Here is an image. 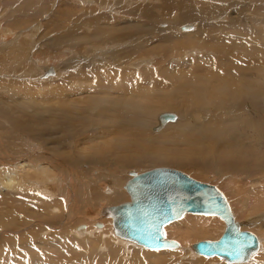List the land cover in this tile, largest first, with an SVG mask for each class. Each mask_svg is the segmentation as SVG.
<instances>
[{"label":"rangeland","instance_id":"rangeland-1","mask_svg":"<svg viewBox=\"0 0 264 264\" xmlns=\"http://www.w3.org/2000/svg\"><path fill=\"white\" fill-rule=\"evenodd\" d=\"M10 2L12 3L0 0V107L3 109L7 106L19 110V108H26L20 104L23 103L27 109L32 110L39 106L37 109H43V121L36 131L23 132V129L14 130L12 125L7 123L8 119H4L0 114V125L2 124L0 126V146L6 147L5 141H10L19 133L25 141L30 142L32 148L36 149L37 147L47 155L46 158L54 159L48 161L61 164L57 167L52 162L43 164L48 171H52L46 178L50 179L48 183L53 186L58 180L63 182L64 169L68 166H71V169L74 168L73 170L76 169L75 171L80 170L83 181L88 176V180L94 182L88 190L91 195L95 192L94 190L98 192L96 200L98 205L102 206L101 209L105 206L118 204L99 201L102 193L110 196L116 189V193H121L126 197L125 200L128 199L126 191L122 188V182L129 177L124 174L126 171H145L162 166L181 170L199 181L218 187L227 197L238 221L245 222L251 219L250 217L256 218V221H252L251 226L248 225L249 222H245L243 226L247 228L243 227V229H249L264 241V164L260 167L264 163V158L255 160L264 155V0H11ZM185 14H188L186 17L191 15L200 19L203 27L197 32L198 22L184 21ZM185 25H191L192 29L182 31L180 27ZM122 26L124 28L129 26V32H122ZM105 28H107V32L103 33L104 35L102 32L99 33L102 29L104 32ZM118 28L122 33L115 31ZM168 28L172 30V37L166 31L169 30ZM3 33L6 37L14 38L16 36V40L13 42L10 37L5 40ZM68 33L72 34L67 35ZM126 33L131 34L128 37L129 40L127 38V44L125 43L126 39L122 40V36H125ZM106 35L107 37L102 39ZM116 35H120L121 40L115 41L113 36L116 37ZM185 38L190 41L189 44L184 42ZM59 43L61 44L59 45ZM3 44L4 47H2ZM132 45L142 51L136 54L129 53ZM108 46L109 48H107ZM16 49L17 52L20 51L19 53L24 50L22 60H26L27 66L29 63L36 62L37 54L43 51V55L50 59L40 65L45 67L53 65L57 69L56 75L48 76L44 80L38 79L41 75L39 74L37 77H31L30 80L24 73L25 67H22L21 58L19 61L16 58L18 57ZM46 50L50 54L46 53ZM83 65L85 70L81 68ZM29 67H26V70ZM93 67L97 69V75L90 71ZM77 72L83 74H76ZM186 72H189L188 74L194 79L188 77ZM86 75L87 77H85ZM224 75L226 76L223 77ZM82 76L90 84H87ZM74 77H79L78 81L82 80L83 82L75 81ZM202 77L205 79H203V83L199 79ZM189 78L191 80H188ZM195 78L201 82L199 83ZM223 81L229 82L226 85L230 86V89L224 85ZM45 82L47 83L45 84ZM210 82H214L218 90ZM216 82H219V85ZM220 82L222 83L220 84ZM134 83L136 86H133ZM34 85L35 87H33ZM191 85L192 88H189ZM197 85L199 86L197 87ZM120 86H122V90ZM8 87L12 89L6 90ZM130 87L135 92L131 90L133 96L127 93L128 88L131 89ZM47 88L49 90H46ZM51 88L52 90H50ZM99 88L100 90H98ZM237 88L244 89L243 92L248 93L249 96L248 94L244 96L233 93V91H237ZM82 90L91 92L87 96L83 95ZM118 90L119 92H117ZM137 90L140 91L137 92ZM216 91H220L221 95L215 94ZM122 95L123 97H121ZM114 96L122 98V100L134 98L133 101L140 103L142 112V108L146 111L153 105L151 122L147 121L149 124L142 132H147L148 136L157 137L158 141L154 144L156 147L161 144V148H164L165 140H167V145L169 141L171 146H166V149L170 147L171 153L187 157L189 158L187 160H193L194 164H192L193 162L180 166L169 163L149 164L147 162L140 166L113 164L108 159L112 153L110 148L112 142H119L118 135L120 134L116 132V125H119L120 117L113 115L115 108L113 109L112 102L116 99L113 98ZM219 96H221L219 99L223 101L222 106H219L218 103L217 97ZM108 100L111 101L109 104ZM18 103L19 105H16ZM64 103L65 105H63ZM148 105L150 106L147 108ZM136 108L140 113L139 107ZM62 109L67 110L66 120L58 116V114L63 116ZM50 111L53 113L52 118L49 117ZM134 111V115H136L137 110L134 109ZM165 111L176 115V119L168 123H181L178 126V131L172 129L173 125H169L166 129H164L165 127L161 129L156 127V131L153 130L157 125L156 117ZM16 112L19 114L18 111ZM243 112H247L246 118H244ZM220 116L227 118L223 126L230 129V135H232L230 139L235 141V138H238L240 142L243 141L240 150L244 151L246 148L249 150L248 153H251H247L250 163L245 170L227 163L232 171L223 173L226 166H220L221 163L213 158L212 150L208 153H197L192 146H189L190 142H188L189 144L186 142L188 138L191 141L185 130L188 125L200 126L199 123L204 121V123H208V126H211L217 120L215 117ZM28 117L30 116H26L24 119L27 120ZM251 122L254 123V126ZM122 128V134H128L133 129L128 126H122ZM33 136L38 139L35 140ZM36 141L38 142L36 143ZM92 146H95L96 151ZM51 149H56L60 153L52 152ZM10 153L8 148V154ZM2 154L5 155V151ZM80 154L81 156H79ZM94 156L97 161H93ZM26 171L27 168H20L19 171L17 170L19 176H15V181L26 185L24 189L19 186V189L15 191H6L0 186V264H230L218 257L187 255L181 257V255L178 256L180 253H167L172 251L168 249L151 251L139 246H124L114 243L115 247H113L108 241L107 232L99 234L95 231L101 230L106 222L108 226L104 230H110L109 234L115 237L112 232L111 220L108 217H103L104 222H101L100 219L92 221L91 217L86 218L84 215L87 214H79L75 218L77 222L62 226L56 223L58 225L56 227L54 219L49 218L53 217V214L49 210L42 211L41 208L44 205H40L38 202L49 199L57 200L60 197L55 194L53 186L51 189L43 187L46 184L42 181L39 182L40 178L37 179L36 172ZM218 171H222V173ZM110 173L116 174L115 179L113 181L109 179L107 184H102V187L106 185L110 191L102 190L101 185L95 183L97 180L95 176L101 174L108 176ZM93 175L94 177H92ZM0 179H3L1 173ZM245 180L248 182L245 183ZM256 180L260 183H256ZM48 183L47 186H51ZM69 184L72 186L77 182L75 183L70 178ZM39 187L40 189H38ZM22 201L25 202L24 205L21 203ZM97 203H93V206L97 207ZM62 208L64 210V207ZM78 217L80 218L78 219ZM194 217L198 219L192 221ZM60 219L63 220L62 217ZM92 222L99 223L100 227L96 228L95 224L90 228L94 230L93 233L91 231L85 235L84 223L93 224ZM194 222H198V228L202 227L198 232L200 234H194L187 239V236L183 235L185 232L183 229L188 226L187 224ZM165 229L168 239H174L180 245L185 241L182 244L188 242L189 245V243L193 244L200 240L218 239L224 229V223L216 216L189 213L180 220L171 222ZM67 232L72 238H68ZM77 232L82 234L77 235ZM84 236L89 241L81 240V237L84 238ZM60 237L66 240L74 239L77 247L72 248L70 254L66 253L67 248ZM91 243L94 244V249L90 248ZM112 248H119L120 255L117 254L112 258ZM259 250L252 256V260H249L250 263L248 261L243 264H264V251Z\"/></svg>","mask_w":264,"mask_h":264},{"label":"bare ground","instance_id":"bare-ground-1","mask_svg":"<svg viewBox=\"0 0 264 264\" xmlns=\"http://www.w3.org/2000/svg\"><path fill=\"white\" fill-rule=\"evenodd\" d=\"M3 1H5V0H3ZM11 1V0H10ZM10 1H8L7 0V2L8 3H12V2H10ZM17 1V0H16ZM133 9V8H132ZM123 10V9H122ZM154 13V12H153ZM188 14H185L183 17H186ZM191 16V15H190ZM188 16V17H186L185 19H184V21H189V20H191V21H196V22H198V25H197V32H198V30L199 29H201L202 27H203V24H202V21L200 20V19H198V18H196V17H193V16ZM18 17V16H17ZM22 18V17H21ZM115 18V17H114ZM20 19V18H19ZM180 20H182L181 18H180ZM183 21V20H182ZM166 22V21H165ZM180 22V21H179ZM9 24V23H8ZM161 24H164V23H161ZM165 24H167V23H165ZM132 25V24H131ZM17 26V25H16ZM169 26V25H168ZM97 27V26H96ZM161 27H163V26H161ZM131 28V27H130ZM34 29V28H33ZM100 29V28H99ZM169 29V28H168ZM180 29L182 30V31H189V30H191L192 29V26L191 25H185V26H182V27H180ZM14 30V29H13ZM96 30V29H95ZM103 30V29H102ZM102 30H100L99 31V33L100 32H102V34L104 33H106L107 32V28H105L104 29V32L102 31ZM119 31V32H121L120 31V28H118V29H115V31ZM122 32H125V31H128L129 32V26H127V27H123L122 26ZM75 31V30H74ZM166 31H168V33H170L171 34V36L170 37H172V30L171 29H169V30H166ZM94 32H96V31H94ZM121 32V33H122ZM132 32V31H131ZM137 32V31H136ZM114 33V32H113ZM164 33V32H163ZM4 35H3V38L6 40V38H9L10 36H5V33H3ZM69 34H72V33H68L67 35H69ZM103 34V35H104ZM26 35H27V33H26ZM66 35V36H67ZM108 35V34H107ZM107 35L105 36V37H103L102 39H105L106 37H107ZM121 35V34H120ZM120 35H116V37L115 36H113V39L115 40V41H119V40H121V37H120ZM125 35V34H124ZM131 35V34H130ZM130 35H128V33H126V35L125 36H122V40H125V43H126V41H127V38L128 37H130ZM160 35H161V33H160ZM164 35V34H163ZM186 35V34H185ZM28 36V35H27ZM162 36V35H161ZM167 36V35H166ZM30 37V36H29ZM60 37V36H59ZM108 37H109V35H108ZM140 37V36H139ZM12 40H13V42H14V40H16V36H14V38L11 36L10 37ZM18 38H19V36H18ZM92 38V37H91ZM163 38V37H162ZM63 39V38H62ZM178 39V38H177ZM1 40V39H0ZM128 40H129V38H128ZM179 40V39H178ZM177 40V41H178ZM184 40V42L185 43H187V44H189V40L187 39V38H185V39H183ZM7 41H8V39H7ZM72 41H74V38H72ZM109 41V40H108ZM111 41V40H110ZM64 42V41H63ZM192 42V41H191ZM4 43H6V42H4ZM16 43V42H15ZM15 43H13V44H15ZM57 43V42H56ZM101 43V42H100ZM136 43H137V41H136ZM181 43V42H180ZM0 44H1V41H0ZM8 44V43H7ZM7 44H6V46H7ZM61 43H59V45H60ZM108 44H110L109 42H108ZM115 44V43H114ZM127 44V43H126ZM11 45V44H10ZM28 45V44H27ZM30 45V44H29ZM33 45V44H32ZM53 45H55V44H53ZM123 45H124V42H123ZM175 45V44H174ZM176 45H177V42H176ZM181 45H182V43H181ZM180 45V46H181ZM2 46V45H1ZM20 46V45H19ZM18 46V47H19ZM110 46H111V44H110ZM2 47H4V44H3V46ZM9 47V46H8ZM17 47V48H18ZM21 47V46H20ZM112 47V46H111ZM110 47V48H111ZM116 47V46H115ZM145 47V46H144ZM184 47V46H183ZM1 48V47H0ZM10 48H11V46H10ZM13 48H14V46H13ZM103 48V47H102ZM101 48V49H102ZM107 48H109V46L107 47ZM129 48H130V46H129ZM179 48V47H178ZM19 49V48H18ZM24 49V48H23ZM23 49H21V50H23ZM144 49V48H143ZM14 50H15V48H14ZM13 50V51H14ZM56 50V49H55ZM150 50V49H149ZM142 50L140 49V48H137L136 49V46L134 45V47H133V45L131 46V48H130V51H129V53H134V54H136V53H139V52H141ZM246 51V50H245ZM16 52H17V49H16ZM20 51L18 50V52H17V56L18 57H16V58H18V61L20 60V58H21V60L24 58V50L22 51V53H19ZM46 53H49V52H47V50L45 51ZM14 53V52H13ZM50 54V53H49ZM53 54V53H52ZM58 54V53H57ZM38 56V59L37 60H35L36 62H32V63H29V65L28 66H30L27 70H26V67H28L27 66V63H25L26 62V60L24 61V60H22V62H23V68L25 69L24 71V73H26V77L27 78H31V77H34V76H36L37 77V75H39V74H41L40 76H39V78L38 79H44V78H46V77H51L52 75L54 76V75H56V70L57 69H55V67L53 66V65H50V67H48L47 65H46V67L45 66H43V65H40V64H42V62H45V60L47 61V60H49L50 59V57H47V56H45V55H43V51H41L39 54H37ZM16 56V55H15ZM43 56H45V57H43ZM98 56V55H97ZM104 56V55H103ZM43 57V58H42ZM131 57V56H130ZM41 58H42V60H41ZM57 58V57H56ZM30 59H33V58H31L30 57ZM55 59V58H54ZM138 59V58H137ZM91 60V59H90ZM105 60V59H104ZM115 60V59H114ZM135 60V59H134ZM17 61V60H16ZM39 63H38V62ZM41 62V63H40ZM48 62V61H47ZM106 62V61H105ZM67 63H69V62H67ZM22 64V63H21ZM63 64H65V63H63ZM90 64V63H89ZM89 64H87L88 66H89ZM86 65V66H87ZM200 65V64H199ZM61 66V65H60ZM93 66V65H92ZM98 66V65H97ZM107 66V65H106ZM54 67V68H53ZM84 65L81 67L83 70H85L84 69ZM131 67V66H130ZM192 67V66H191ZM57 68V67H56ZM98 68V67H97ZM103 68V67H102ZM110 68V67H109ZM189 68H190V66H189ZM81 69V70H82ZM107 69V68H106ZM108 70V69H107ZM90 71H92V72H94V73H96L97 72V69L96 68H91L90 69ZM103 71H106L105 69H103ZM190 71V70H189ZM112 72V71H111ZM80 73V72H79ZM78 72L76 73V74H79ZM187 73V72H186ZM189 73V72H188ZM187 73V74H188ZM47 74H50V75H47ZM76 74H75V76H76ZM81 74H83V73H80V75ZM187 74H185V75H187ZM190 74H193V73H190ZM198 74V73H197ZM196 74V75H197ZM96 75H97V73H96ZM184 75V74H183ZM184 75V76H185ZM200 75V74H199ZM99 76V75H98ZM102 76V75H101ZM111 76V75H110ZM183 76V77H184ZM203 76V75H202ZM226 75H224L223 77H225ZM85 77H87V75L85 76ZM85 77H83L82 76V78H83V80H85L84 78ZM90 77V76H89ZM88 77V78H89ZM100 77V76H99ZM188 77H190L191 79H194V78H192L193 76H191V75H189L188 74ZM199 77V76H198ZM223 77H222V79H223ZM228 77V76H227ZM226 77V78H227ZM78 78L79 77H74L73 79L75 80V81H77V82H81V81H78ZM81 78V77H80ZM94 78H95V76H94ZM100 78H102V77H100ZM188 79V80H191V79ZM218 78V77H217ZM234 78V77H233ZM117 79V78H116ZM182 79V78H181ZM184 80H186L185 78H183ZM201 81H202V83H203V77H202V79L201 78H199ZM235 79H237V78H235ZM31 80V79H30ZM45 80V79H44ZM87 80V79H86ZM86 80H85V82H86ZM90 80V79H89ZM88 80V81H89ZM107 80V79H106ZM115 80V79H114ZM195 80H197V78H195ZM205 80V79H204ZM218 80V79H217ZM41 81V80H40ZM92 81V80H91ZM198 81V80H197ZM197 81H196V84H197ZM200 81V82H201ZM235 81V80H234ZM25 82V81H24ZM83 82V81H82ZM108 82V81H107ZM118 82V81H117ZM191 82V81H190ZM199 82V81H198ZM199 82V83H200ZM224 82V81H223ZM230 82H231V80H230ZM47 82H45V84H46ZM87 84H90V82H86ZM105 83V82H104ZM185 83H186V81H185ZM211 83V82H210ZM217 83V82H216ZM219 83V82H218ZM217 83V84H218ZM222 82H220V84H221ZM227 83H229V82H227V81H225L224 82V85H226ZM19 84V83H18ZM43 84V83H42ZM44 84V85H45ZM85 84V83H84ZM115 84H116V82H115ZM122 84V83H121ZM193 84H194V82H193ZM215 83L213 82V83H211V85H214ZM216 84V85H217ZM236 84V83H235ZM22 85V84H21ZM51 85V84H50ZM99 86H100V84H98ZM111 85H112V82H111ZM184 85V84H183ZM202 85H204V84H202ZM202 85H200L201 87H202ZM207 85H208V83H207ZM206 85V86H207ZM219 85V84H218ZM223 85V84H222ZM228 85H231V84H228ZM27 86V85H26ZM29 86V85H28ZM38 86H39V84H38ZM41 86V85H40ZM47 86V85H46ZM97 86V85H96ZM99 86H97V87H99ZM102 86V85H101ZM116 86H118L119 87V85H116ZM133 86H136L135 85V83H134V85ZM132 86V87H133ZM139 86H141V85H139ZM199 85H197V87H198ZM215 86V85H214ZM213 86V87H214ZM227 86V85H226ZM17 87H18V85H17ZM33 87H35V85L33 86ZM53 87V86H52ZM111 87V86H110ZM115 87V86H114ZM121 88V90H122V86H120ZM188 87V86H187ZM194 87V86H193ZM201 87H200V89H201ZM205 87V86H204ZM216 87L217 86H215V89H216ZM218 87H221V86H218ZM227 87H229V89H230V86H227ZM239 87V86H238ZM15 88H16V85H15ZM48 88H50V87H48ZM46 89V90H49V89ZM86 88L89 90V88L87 87V85H86ZM86 88H84L85 90H86ZM102 88V87H101ZM116 88V87H115ZM127 88V87H126ZM131 88V87H130ZM189 88H192V85H191V87L189 86ZM207 88V87H206ZM205 88V89H206ZM7 89H9V87L8 88H6V90ZM10 89H12V88H10ZM9 89V90H10ZM35 89V88H34ZM39 89H40V87H39ZM119 89V90H120ZM139 89H140V87H139ZM144 89V88H143ZM215 89L213 88V91H215ZM5 90V91H6ZM50 90H52V88L50 89ZM85 90L83 91H81L82 93H83V95H87L88 96V93H90L91 91H86L85 92ZM98 90H100V88L98 89ZM119 90L117 91V92H119ZM131 90H132V88L131 89H129L128 88V91H127V93H130L129 95L130 96H133V93H131ZM141 90H142V88H141ZM216 90H218V89H216ZM220 90H221V88H220ZM227 90V89H226ZM243 90L244 89H241L240 88V90H239V88H237V91H233V93H239V94H242V95H244V96H246V94H248V93H246V92H243ZM13 91H15L14 89H13ZM64 91V90H63ZM80 91V90H79ZM94 91V90H93ZM116 91V90H115ZM124 91V90H123ZM122 91V92H123ZM133 91V90H132ZM140 90H137V92H139ZM143 91V90H142ZM10 92V91H9ZM20 92V91H19ZM29 92V91H28ZM134 92V91H133ZM136 92V93H137ZM227 92V91H226ZM10 93H13V92H10ZM24 93V92H23ZM35 93V92H34ZM37 93V92H36ZM50 93V92H49ZM63 93V92H62ZM120 93H121V91H120ZM125 93H126V91H125ZM135 93V92H134ZM194 93V92H193ZM214 93V92H213ZM96 94H97V92H96ZM149 94H151V93H149ZM215 94H219V95H221V92L220 91H216L215 92ZM15 95V94H14ZM20 95V94H19ZM28 95V94H27ZM41 95V94H40ZM46 95V94H45ZM50 95V94H49ZM62 95V94H61ZM64 95V94H63ZM62 95V96H63ZM106 95V94H105ZM123 95H125L124 93H123ZM123 95L121 96V97H123ZM136 95V94H135ZM146 95V94H145ZM203 95V94H202ZM210 95V94H209ZM241 95V96H242ZM12 96V95H11ZM50 96H52V95H50ZM119 96H120V94H119ZM217 96V95H216ZM248 96H249V94H248ZM9 97V96H8ZM84 97H86V96H84ZM105 97V96H104ZM197 97V96H196ZM199 97V96H198ZM221 96H219V97H217V99H218V103H219V106H222V104H223V101H221V99H219ZM35 98V97H34ZM57 98V97H56ZM60 98V97H59ZM81 99H82V96L80 97ZM113 98H116L115 96L113 97ZM142 98V97H141ZM248 98V97H247ZM63 99V98H62ZM133 99L134 98H125V99H123L122 100V98H116V99H114V101L111 99V101H113L112 103V106H113V109L115 108V112L113 111V115L114 116H116V117H120L119 118V122L120 123H118L119 125H116V127H117V131L116 132H119L120 134L118 135V140H119V142L118 141H116V142H112V146H111V150H112V153L109 155V158L108 159H110L112 162H113V164H119V165H126V166H140V165H142V164H144V162H147V163H149V164H165V163H169V164H173V165H177V166H180V165H184V164H188V163H192L193 162V160H187V159H189V158H184L183 156H181V155H179V154H175V153H171L170 152V147L169 148H165L166 146H171V143L168 141V145H167V140H165V147L164 148H161L162 146H161V144L159 145V146H154V144H155V142L156 141H158V139H156L157 137H151V136H148V133L147 132H142V130L144 129V130H146V126L151 122L150 120H151V118H152V110L151 109H153L152 108V106L153 105H151V107H149L150 105H148V106H146L147 108L149 107L150 109L149 110H146V111H144V109L142 108V110H143V112L141 111V105H139L140 103H136V101L134 102L133 101ZM138 99V98H137ZM52 100H53V98H52ZM51 100V101H52ZM145 100V99H144ZM143 100V101H144ZM148 100V99H147ZM105 101V100H104ZM110 100H108L107 102H108V104L111 102H109ZM99 102H100V100H99ZM102 102V101H101ZM106 102V101H105ZM142 102V101H141ZM148 102V101H147ZM150 102V101H149ZM31 103V102H30ZM37 103V102H36ZM39 103V102H38ZM104 103V102H103ZM21 105H24V107H26V108H22V109H20L19 108V110H17L16 108H14V109H16V110H14V109H12L11 107H3V109H2V107H0V114H2L1 115V117H3L4 119H8V124H11L12 125V128L14 129V130H16V129H23V132L24 131H26V132H28V130L29 131H36L37 130V127L38 126H40L41 125V121H43V119H42V116H43V109H37V108H39V106L36 108L34 105V107L35 108H33L32 110L31 109H27V106H25V104H23V103H20ZM29 104V103H28ZM61 104V103H60ZM104 104H107V103H104ZM16 105H19V103L18 104H16ZM42 105V104H41ZM40 105V106H41ZM63 105H65V103L63 104ZM89 105H90V103H89ZM143 105V104H142ZM5 106V105H4ZM32 106V105H31ZM86 106H87V103H86ZM139 107V109H140V113H139V111H138V109L136 108V107ZM155 106V105H154ZM20 107V106H19ZM28 107H30L29 105H28ZM42 107V106H41ZM44 107V106H43ZM83 108H84V106H82ZM88 107V106H87ZM87 107H85L86 109H87ZM92 107V106H91ZM90 107V108H91ZM104 107V106H103ZM156 107V106H155ZM218 107V106H217ZM58 108V107H57ZM83 108H81V109H83ZM109 108V107H108ZM111 108V107H110ZM219 108H221V107H219ZM2 109V110H1ZM54 109V108H53ZM89 109V108H88ZM91 109H93V108H91ZM104 109V108H103ZM134 109H136L137 110V114L136 115H134L135 113V111H134ZM155 109V108H154ZM200 109V108H199ZM85 110V109H84ZM110 110V109H109ZM243 110H245L244 108H243ZM16 111H18L19 112V114L16 112ZM25 111V112H24ZM62 111H63V116H60L59 114H58V116L60 117V118H63V120H66L67 119V116H66V112H67V110H63L62 109ZM99 111V110H98ZM103 111V110H102ZM194 111V110H193ZM195 111H197V110H195ZM54 112V111H53ZM108 112V111H107ZM167 111H165V112H161V113H159L158 114V116L156 117V121H157V125L156 126H158V117H159V115L160 114H162V113H166ZM206 112V111H205ZM59 113V112H58ZM170 113V112H169ZM246 113L247 112H243V115H244V118H246ZM57 114V113H56ZM52 115H53V113H52V111H50V116L49 117H51L52 118ZM107 115V114H106ZM26 116H30V117H28V119L27 120H25L24 119V117H26ZM135 116V117H134ZM176 116V115H175ZM115 117V118H116ZM134 117V119H133V121H132V118ZM216 119V121L211 125V126H208L206 123H204V121L202 122V123H199L200 124V126H197V125H188L186 128H185V130L187 131V134L186 135H188L189 137H190V139H191V141L189 140V138H188V140L186 141L187 143L188 142H190V144H189V146H192L195 150H196V152L197 153H208L210 150H212V152H213V158L216 160V161H218V162H220L221 164H220V166H226L225 167V169H224V172L223 173H229V171H232L228 166H227V163L228 164H230V165H234V166H236V167H238L239 169H242V170H245L246 168H248V166L247 165H249V157L247 156V153H248V151L249 150H247L246 148H245V150L243 151V150H240V148H241V145H242V143H243V141H239L238 140V138H235L236 140L234 141V139H230V137L232 136V135H230V129H228V127H225V126H223V123H225V121L227 120V118L226 117H223V116H220V117H215ZM230 118V117H229ZM153 119H154V117H153ZM176 119V118H175ZM174 119V120H175ZM203 119V118H202ZM214 119V118H213ZM149 120V121H148ZM174 120H169V121H166L165 123H164V125L162 126V127H160V128H158V129H161V128H164V129H166L169 125H173L172 126V129H174L175 131H178L179 129H178V126L181 124V123H179L178 124V122H175L174 124H170V123H168V122H172V121H174ZM248 120V119H247ZM149 123H148V122ZM116 122H117V119H116ZM253 122V121H252ZM252 122H251V124H252ZM61 123H63V122H61ZM123 123V124H122ZM167 123V124H166ZM43 124V123H42ZM46 124V123H45ZM65 124V123H64ZM250 124V125H251ZM254 124V123H253ZM252 124V125H253ZM2 125V124H1ZM0 125V126H1ZM166 125V126H165ZM245 125V124H244ZM243 125V126H244ZM62 126V125H61ZM122 126L124 127V126H128V127H131V128H133V129H131V132L130 133H128V134H122ZM133 126V127H132ZM156 126L153 128V130L154 131H156ZM254 126V125H253ZM11 127V126H10ZM135 127V128H134ZM247 127H249V126H247ZM39 128V127H38ZM176 128V129H175ZM245 128H246V126H245ZM8 129H10V128H8ZM247 129V128H246ZM40 130V129H39ZM4 132V131H3ZM6 132V131H5ZM22 132V133H23ZM9 133V132H8ZM24 134V133H23ZM39 134V133H38ZM14 136V135H13ZM34 138H35V140L36 139H38L36 136H33ZM2 139H3V137H2ZM9 140L11 139V138H8ZM155 139V140H154ZM116 140H117V138H116ZM164 140V139H163ZM246 140V139H245ZM32 141V140H31ZM34 141V140H33ZM160 141V140H159ZM26 142H28V141H25V139L18 133L17 134V136H14V137H12V139L10 140V141H5V146L6 147H4V146H0V173H1V175H2V178L3 179H0V186L1 187H3L6 191H15V190H17V189H19L18 187L20 186L21 188H25V186H24V184H21L20 182H18V181H15V176H17L18 174H17V170L19 171L20 170V168L22 169V168H27V171L29 170H33V172H36V177H37V179H38V177L40 178V181L39 182H41L42 181V183H44V184H46V186H43V187H45V189H51L52 188V186L53 185H51V184H49L48 183V181L50 180V179H48V178H46L49 174H51V172L52 171H48L47 169H46V167H44V165L43 164H47V163H55L56 165H54V166H61V164L59 165V163H57V162H55V161H48V160H54V159H52V158H46V156L47 155H45V153L41 150H39V148H37L36 147V149H34V148H32L30 145V142H28V143H26ZM35 142V141H34ZM38 141H36V143H37ZM163 142V141H162ZM32 143V142H31ZM36 143H34L35 145H36ZM159 143V142H158ZM1 144H2V142H1ZM33 144V143H32ZM247 145V144H246ZM246 145H245V147H246ZM8 146V147H7ZM97 146V145H96ZM93 147V146H92ZM95 147V146H94ZM94 147H93V150L94 151H96V149H94ZM8 148L10 149V151H11V155L10 154H8ZM102 148V147H101ZM252 148V147H251ZM250 148V149H251ZM86 149V148H85ZM90 149V148H89ZM100 149V148H99ZM5 151V155H3L2 154V152H4ZM51 151L52 152H55L56 151V153H60V152H58L56 149H51ZM99 152V151H98ZM101 153V152H100ZM103 153V152H102ZM253 153V152H252ZM255 153V152H254ZM105 154H106V152H105ZM248 154H251V153H248ZM62 155V154H61ZM77 156V155H76ZM79 156H81V154L79 155ZM73 157V156H72ZM105 157V156H104ZM250 157H251V155H250ZM44 158H46V159H44ZM76 158V157H75ZM102 158H103V156H102ZM263 158H264V155H261V156H259L258 158H256L255 160H263ZM97 158H96V156H94L93 157V161H97L96 160ZM99 159V158H98ZM100 159H101V157H100ZM100 159L98 160V161H100ZM72 160H73V158H72ZM71 160V161H72ZM102 160V159H101ZM104 160V159H103ZM263 162V161H262ZM26 163V164H25ZM3 164V165H2ZM192 164H194V162L192 163ZM264 163H262L261 164V166L260 167H262V165H263ZM71 166H68L67 168H65L64 169V173H65V176H63L62 177V179H63V182L62 181H60V180H58L57 181V183L53 186V190L56 192H54L56 195L58 194V196L60 197L59 199H57V200H41V201H39L38 202V204H40V205H44L42 208H41V210L42 211H46V210H49L52 214H53V217L51 216V217H49V218H53L54 219V223H55V225L54 226H56V227H58V225H56V223H58V224H60L61 226L63 225V224H70V223H73L74 221H76V215H79V214H87V215H84L86 218L87 217H91V219H92V221H93V219H95V221L96 220H101V222H104V219H103V217H105V218H107L108 216H106V215H104V211H105V207H107V206H105V207H103V209H101V207L102 206H99L98 205V203H97V200H96V196H97V198H98V192L96 191V190H94L95 192H93L92 193V195L90 194V192H89V187L90 186H93V183L94 182H92L91 180H88V176H87V179L85 180V181H83V176H82V174H81V171L79 172L78 170L77 171H75V170H73V169H71L70 168ZM26 171V172H27ZM130 172H142V171H135V170H131V171H126L124 174H127L129 177L127 178V180H124L123 182H122V188L124 189V186H125V184H126V182L131 178V176L132 175H130ZM218 172H221L222 173V171H218ZM217 172V173H218ZM96 173V172H95ZM29 174V173H28ZM94 174V173H93ZM116 174H114V173H110L108 176H105V175H103V174H101L100 176L99 175H96L95 176V178L97 179L96 181H95V183L96 184H99V185H101L100 187H101V189L102 190H105V191H110L109 190V188L108 187H106V185L104 186V187H102V184L103 183H106L107 184V182H108V180L109 179H111L112 181H113V179H115L114 178V176H115ZM19 176V175H18ZM45 176V177H44ZM92 177H94V175L92 176ZM261 177V176H260ZM259 177V178H260ZM18 178V177H17ZM70 178L71 179H73L74 181H75V183L77 182V184L76 185H73L72 184V186L69 184V180H70ZM246 179H248V178H246ZM250 179V178H249ZM17 180V179H16ZM32 180V179H31ZM36 180V179H35ZM20 181V180H19ZM246 181V180H245ZM257 182L256 183H260V182H258V180H256ZM35 182V181H34ZM49 184V185H51V186H47V183ZM116 182H119V180H116ZM248 181H246L245 183H247ZM36 183V182H35ZM51 183V182H50ZM36 184H38V183H36ZM35 184V186H37ZM41 184V183H40ZM251 184V183H250ZM254 184V183H253ZM252 184V185H253ZM29 185V184H28ZM30 186V185H29ZM40 186V185H39ZM42 186V185H41ZM40 186V187H41ZM258 186V185H257ZM32 187H34V186H32ZM40 187L38 188V189H40ZM262 187V186H261ZM112 188V187H111ZM218 188V187H217ZM31 189V188H30ZM34 189V188H33ZM42 189H44V188H42ZM121 189V188H120ZM219 189V188H218ZM28 190V189H27ZM220 190V189H219ZM20 191V190H19ZM41 191V190H40ZM101 191V190H100ZM124 191H126L125 189H124ZM254 191H255V189H254ZM45 192V191H44ZM47 192V191H46ZM49 192V191H48ZM222 192V191H221ZM24 193H25V191H24ZM50 193V192H49ZM51 193H53V192H51ZM53 193V194H54ZM96 193V194H95ZM102 193V192H101ZM126 193H127V191H126ZM223 193V192H222ZM26 194H29V193H26ZM48 194V193H47ZM250 194V193H249ZM11 195V194H10ZM30 195H31V193H30ZM46 195V194H45ZM51 195V194H50ZM127 195H128V199L127 200H125L126 199V197H124L121 193H116V189H115V192H113V194L112 195H110V196H108L107 194H103L102 193V195H101V197H100V199H99V201H101L102 200V202H105V201H109L110 203H122V202H124V201H129V199H130V197H129V194L127 193ZM223 195L225 196V194L223 193ZM55 196V195H54ZM88 196V197H87ZM248 198L250 197V196H247ZM27 198V197H26ZM48 198H50V197H48ZM225 198H226V201H227V203H228V205H229V208H230V211H231V213H232V216H233V220H234V222L237 224V227H238V229L239 230H244L243 229V227H246V226H243V224L245 225V222H249L248 223V225L249 226H251V224L253 223L252 221L253 220H255L256 221V218H254V219H252V217H250L251 219H249L248 221H238L235 217V215L233 214V212H232V209H231V207H230V204H229V201H228V199H227V197L225 196ZM24 200H25V198H24ZM83 200V201H82ZM122 200V201H121ZM261 200V199H260ZM23 205H24V203L25 202H21ZM27 204H29L28 202H26ZM93 203L95 204V203H97V207H95V206H93ZM62 207H64V210H63V208ZM47 208V209H46ZM26 213H28V212H26ZM186 214H189V213H184L183 214V216L184 215H186ZM192 214H194V213H192ZM196 215H204V216H216V215H205V214H196ZM261 215V214H260ZM182 216V217H183ZM58 217V218H57ZM63 218V220H61L60 218ZM181 217V218H182ZM216 217H218V216H216ZM80 217H78V219H79ZM108 218H110V217H108ZM180 218V219H181ZM218 218H220V217H218ZM259 218H260V216H259ZM263 218V217H262ZM77 219V220H78ZM180 219H178V220H180ZM198 218H196V217H194V218H192V221H195V220H197ZM221 219V218H220ZM110 220H111V224H112V219L110 218ZM222 221H223V223H224V228H225V222H224V220L223 219H221ZM258 220V219H257ZM90 221V220H89ZM175 221H177V220H175ZM51 222V221H50ZM77 222V221H76ZM75 222V223H76ZM174 222V221H173ZM52 223V222H51ZM93 224H89V223H84V225H85V227H84V232H85V235L87 234V233H91V231H92V233H93V229H90L92 226H94L95 224V227L97 228V226L98 227H100V224L99 223H95L94 224V222H92ZM171 222H169L168 224H170ZM47 224V223H46ZM49 224V223H48ZM167 224V225H168ZM50 225V224H49ZM166 225V226H167ZM188 226L186 227L185 226V228L183 229V231H185L184 233H183V235L184 236H187V239L190 237V236H193L194 234H200V233H198V232H200L201 231V229L200 228H202V227H200V225H199V227L200 228H198L197 227V225H198V222H194V223H192V224H187ZM241 225V226H240ZM51 227H52V225H50ZM71 226V225H70ZM108 226V224L105 222V225H104V227L101 229V230H95L96 232H99V234L100 233H104V232H107L106 234L108 235V241L111 243V245L113 246V243L114 244H120V245H132V246H139V247H142V246H140V245H137L136 243H134V242H132V241H129V240H127V239H123V238H121V237H118V236H116L115 234H114V228H113V225H112V232H113V234L115 235V237H118V238H115V237H113L112 235H110L109 233H110V230H104V229H106V227ZM166 226H165V228H166ZM44 227V226H43ZM48 228V227H47ZM247 228V227H246ZM77 229V228H76ZM45 230H47V229H45ZM247 230H249V229H247ZM165 231H166V229H165ZM223 231H224V229H223ZM222 231V232H223ZM42 232V231H41ZM82 232V231H81ZM81 232H77L76 234L77 235H80V233ZM95 232V233H96ZM68 233V232H67ZM72 233V232H71ZM69 234L70 233H68V238L69 237H71L72 238V236H69ZM73 234V233H72ZM82 234V233H81ZM74 235V234H73ZM92 235V234H91ZM97 235V234H96ZM256 235V234H255ZM63 236V235H62ZM89 236H90V234H89ZM104 236H105V234H104ZM221 236V235H220ZM257 236V235H256ZM65 237V236H64ZM166 237H167V232H166ZM67 238V237H66ZM78 238H80V237H78ZM85 238H87L86 236H84V238H82L81 237V240L83 239V240H87V239H85ZM105 238V237H104ZM257 238H258V236H257ZM60 239L61 240H63L64 241V246L67 248L65 251H66V253H69L70 254V252L72 251L71 249L73 248V249H75L76 247H77V243H74V239L73 240H69V239H64L63 237L61 238L60 237ZM87 241H89V240H87ZM258 241H259V246H258V249L256 250V251H254V252H252L251 253V255L248 257V259L246 260V261H244V262H229V261H226L225 259H223V258H220V257H218V256H203V255H200V254H198V253H196L195 251H194V249H193V244L192 243H189V245H188V242H187V244H182V243H185V241H183L182 243H181V245H180V243H179V245L177 246V247H175V248H165V249H161V250H172L171 252H167V253H180L178 256H180L181 255V257L182 256H194V257H198V256H202V257H207V258H209V257H218V258H220V259H222V260H224V261H226V262H228V263H230V264H243V263H246V262H248L249 260H252V256H254V254L255 253H257V251L260 249L261 251H264V241H262L261 239H259L258 238ZM90 243V242H89ZM73 244H75V245H73ZM73 245V246H72ZM86 245V244H85ZM82 247V246H81ZM113 247H115V246H113ZM90 248H93L94 249V244L93 243H91V247ZM89 248V249H90ZM142 248H145V247H142ZM81 249V248H80ZM113 249V252H111V256H112V258H114L117 254L118 255H120L119 253H120V250H119V248H112ZM145 249H147V248H145ZM71 250V251H70ZM147 250H151V249H147ZM259 250V251H260ZM73 251H75V250H73ZM151 251H159V250H151ZM159 253H162V252H159ZM181 253H183V254H181ZM75 257V256H74ZM150 257H157V256H150ZM254 258V257H253ZM255 259V258H254ZM263 259V258H262ZM210 260V259H209ZM258 261V260H257ZM252 262V261H251ZM213 263V262H212ZM249 263H250V261H249ZM253 264V263H252ZM256 264V263H255ZM260 264V263H259Z\"/></svg>","mask_w":264,"mask_h":264},{"label":"water","instance_id":"water-1","mask_svg":"<svg viewBox=\"0 0 264 264\" xmlns=\"http://www.w3.org/2000/svg\"><path fill=\"white\" fill-rule=\"evenodd\" d=\"M175 118L173 113H162L156 127ZM130 175L124 186L129 201L107 206L104 211L112 219L116 236L151 250L175 248L178 241L166 237L165 226L169 222L184 213L216 215L224 220V231L216 240L195 242L192 247L196 253L244 262L258 249L255 233L238 229L225 196L215 185L163 166Z\"/></svg>","mask_w":264,"mask_h":264}]
</instances>
